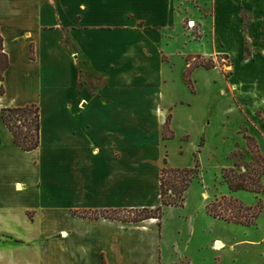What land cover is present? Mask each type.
I'll return each mask as SVG.
<instances>
[{
    "label": "crops",
    "instance_id": "1",
    "mask_svg": "<svg viewBox=\"0 0 264 264\" xmlns=\"http://www.w3.org/2000/svg\"><path fill=\"white\" fill-rule=\"evenodd\" d=\"M244 1L214 0L213 50L201 55L228 56L232 68L238 59L264 72L256 67L262 63L256 54L246 58L239 18ZM105 5L0 0L9 60L0 80V208L11 202L23 212L36 210L51 220L45 224L49 229L66 219L60 235L51 230L64 243L49 245V264L189 262L178 244L163 242L157 219L125 222L74 212L157 208L168 154L169 167H191L195 152L214 153L226 145L228 155L240 150L251 161L245 134L257 139L264 154V79L243 85L234 83V69L227 81L219 68L198 67L192 71L193 90L186 82L188 46L165 50L164 42L169 46L178 36L167 22L150 21L151 13L173 8V1L122 0L109 17L102 12ZM225 85L229 88L220 89ZM29 104L41 107V145L24 152L1 112ZM172 156L190 163H176ZM228 159L226 168L235 167ZM51 193L62 206L44 201Z\"/></svg>",
    "mask_w": 264,
    "mask_h": 264
},
{
    "label": "rangeland",
    "instance_id": "2",
    "mask_svg": "<svg viewBox=\"0 0 264 264\" xmlns=\"http://www.w3.org/2000/svg\"><path fill=\"white\" fill-rule=\"evenodd\" d=\"M121 1L104 0L106 5L101 8L105 10L102 11L103 14L109 17L108 14L118 8ZM171 1L175 4L173 8L165 9L163 13L153 15L151 13L150 17V21L158 19L170 24L174 29V31L172 29V34L178 36L177 40L169 46L168 41L164 42L165 50L178 51L187 45V51L190 52L186 57L189 66L211 61L216 65L213 69L219 68L227 81L231 78L233 69L236 73L234 83L254 85L260 80L263 81V71H255L238 59H235L234 68H232L228 56L222 55L207 59L201 55L203 52L213 50V35L215 36L216 32L213 22L214 0ZM244 2L245 5L239 11V18L245 24L247 43L245 53L247 49L252 48L254 50L251 53L252 57L256 54L257 60L262 62L256 67L264 68V0H245ZM183 20H185L184 25ZM142 23L141 26H143ZM163 33H166V30ZM221 44L224 46L223 43ZM234 45L239 49L237 43ZM194 50H199L200 53H192ZM198 56H201V59H197ZM193 85L195 86L194 81ZM221 87L229 88L228 85L220 86V89ZM256 116L263 117L260 112ZM168 132L169 130L166 132L167 136L170 135ZM202 145L203 140L200 142V146ZM229 152L230 149L226 145L221 146L214 153L212 150L203 155L195 152L190 158L191 162L193 160L191 167L185 165L190 163L186 160L187 157L172 156L176 163H185L183 168H194L197 164L200 167L199 179H196L187 191L183 207L165 208L159 220L163 242L169 246L178 244L185 257L189 259V262L183 260L182 264H264V193L260 196L250 192L231 194L222 178V171L229 162L228 156L234 160L235 164H239L238 171H244L250 161L247 160V155L240 150H236L231 155H228ZM166 156L169 165L170 155ZM29 161L35 162V159H29ZM24 189H27V186H24ZM51 194L48 198L43 197L44 201H48L52 206H62L59 204V198ZM224 196H234L248 207L255 208L262 203L263 209L255 224L252 226L237 225L209 215L207 206ZM10 203L0 208V264H49V245L64 243L61 238L55 240L56 235L54 236L51 230L60 235L61 230L66 229V219L60 218L58 221H52V229H49L45 227V224L51 220L40 216L36 210L23 212L11 207ZM84 211L75 210L74 213L79 215ZM121 216L135 217L133 213L128 212L122 213ZM218 240L224 244L221 249L216 248Z\"/></svg>",
    "mask_w": 264,
    "mask_h": 264
},
{
    "label": "trees",
    "instance_id": "3",
    "mask_svg": "<svg viewBox=\"0 0 264 264\" xmlns=\"http://www.w3.org/2000/svg\"><path fill=\"white\" fill-rule=\"evenodd\" d=\"M252 56L247 49L246 57ZM201 59V56L196 57ZM9 67L8 56L5 53L4 38L0 31V80L4 81V72ZM198 67L213 69L214 62H200L192 64L186 72V82L194 90L192 71ZM0 93L4 94L3 86ZM3 124L13 137L17 147L24 152H33L41 145L42 114L41 107L37 104H29L23 107L4 108L1 112ZM264 125V123H263ZM168 137L165 132V138ZM248 144V152L252 157L245 170L238 171L239 164L235 167L224 168L222 171L223 182L228 185L231 194L239 192H250L257 196L264 193V154L262 153L256 138L245 134ZM197 164L194 168H172L168 165L167 158L164 159L160 177V205L155 209L141 210H114V211H84L79 213L81 217L99 219L108 218L125 222H143L149 219L160 220L166 207H183L186 193L196 179H199L200 169ZM263 204L257 207L245 206L234 196H224L207 206V212L215 219L227 223L243 226H252L258 219ZM124 212L133 213L135 217H122Z\"/></svg>",
    "mask_w": 264,
    "mask_h": 264
},
{
    "label": "bare ground",
    "instance_id": "4",
    "mask_svg": "<svg viewBox=\"0 0 264 264\" xmlns=\"http://www.w3.org/2000/svg\"><path fill=\"white\" fill-rule=\"evenodd\" d=\"M223 246H224L223 242H220V241L218 240L217 243H216V248H217V249H221V248H223Z\"/></svg>",
    "mask_w": 264,
    "mask_h": 264
}]
</instances>
